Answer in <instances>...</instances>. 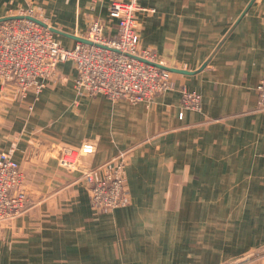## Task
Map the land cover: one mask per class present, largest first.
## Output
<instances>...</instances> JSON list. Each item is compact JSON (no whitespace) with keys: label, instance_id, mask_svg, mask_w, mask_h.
Segmentation results:
<instances>
[{"label":"crops","instance_id":"crops-1","mask_svg":"<svg viewBox=\"0 0 264 264\" xmlns=\"http://www.w3.org/2000/svg\"><path fill=\"white\" fill-rule=\"evenodd\" d=\"M122 0H0V19L35 10L74 48L94 20L115 37ZM140 47L175 91L148 103L80 96L72 62L26 99L3 97L0 152L26 176L30 209L0 226V264H229L264 250V0H140ZM201 95L186 109L181 90ZM90 143L81 169L124 154L131 203L96 213L63 147ZM248 264H264V255Z\"/></svg>","mask_w":264,"mask_h":264},{"label":"built area","instance_id":"built-area-1","mask_svg":"<svg viewBox=\"0 0 264 264\" xmlns=\"http://www.w3.org/2000/svg\"><path fill=\"white\" fill-rule=\"evenodd\" d=\"M144 11L153 12L141 7L140 0L113 1L109 16L116 22V36H106L104 24L94 20L83 38L87 43L78 42L70 49L55 39L49 26L33 20L37 18L32 11L0 22L2 96L24 100L30 93L40 95L48 82L60 79L57 66L66 62L74 64L75 88L80 96L104 95L114 103L125 101L136 105L175 91L170 72L161 68L154 50L140 47L138 14ZM257 91L258 106L264 109V78ZM201 101L200 94L181 90L184 108L199 110ZM94 151L95 146L90 143L80 149L63 147L58 153L59 162L71 172L82 173L91 208L96 213L130 205L124 154L96 169H81L82 156ZM25 184L26 176L12 153L0 152V226L30 209L31 194ZM260 256L255 253L244 261L229 264L252 263Z\"/></svg>","mask_w":264,"mask_h":264},{"label":"water","instance_id":"water-1","mask_svg":"<svg viewBox=\"0 0 264 264\" xmlns=\"http://www.w3.org/2000/svg\"><path fill=\"white\" fill-rule=\"evenodd\" d=\"M7 19H11V18H2V19H0V22H2V21H4V20H7ZM33 20H35L37 23H39L40 25H42V26H44V27H47V26H48V25H47L46 23H44L43 21L37 20V19H35V18H33ZM51 30H52L54 33H57V34H58V33L63 34L62 32H60V31L57 30V29L52 28ZM71 38H73L74 40L79 41V42L87 43V40L82 39V38L73 37V36H71ZM161 68L166 69L165 67H161ZM166 70H167V69H166Z\"/></svg>","mask_w":264,"mask_h":264},{"label":"rangeland","instance_id":"rangeland-1","mask_svg":"<svg viewBox=\"0 0 264 264\" xmlns=\"http://www.w3.org/2000/svg\"><path fill=\"white\" fill-rule=\"evenodd\" d=\"M24 11H28V10H22L21 12H24ZM29 11H32L33 14H34V16H35L37 19H39L40 21H43V20H41V17L35 13V10L30 9ZM21 12H19V13H21ZM19 13H18V14H19ZM16 15H17V14H16ZM16 15H13V16H16ZM13 16L6 17V18H12ZM49 27H50V26H49ZM51 29H52V27H50V31H51L53 34H55ZM54 37H55V36H54ZM78 42H79V41H78ZM78 42H77V43H78ZM262 254H264V250H261V251L258 252V255H262Z\"/></svg>","mask_w":264,"mask_h":264}]
</instances>
